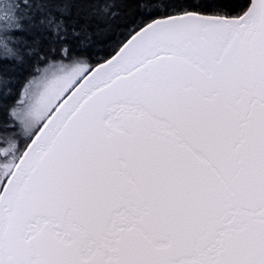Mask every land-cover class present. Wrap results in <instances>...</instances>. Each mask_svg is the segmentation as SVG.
<instances>
[{"label": "snow or ice", "instance_id": "6c2138e0", "mask_svg": "<svg viewBox=\"0 0 264 264\" xmlns=\"http://www.w3.org/2000/svg\"><path fill=\"white\" fill-rule=\"evenodd\" d=\"M0 264H264V0H0Z\"/></svg>", "mask_w": 264, "mask_h": 264}]
</instances>
